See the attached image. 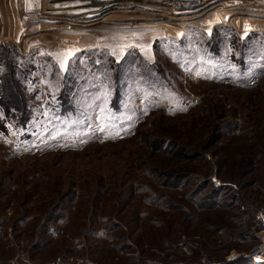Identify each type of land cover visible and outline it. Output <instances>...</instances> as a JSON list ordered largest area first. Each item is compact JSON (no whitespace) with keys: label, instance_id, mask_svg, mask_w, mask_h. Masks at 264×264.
Wrapping results in <instances>:
<instances>
[{"label":"rangeland","instance_id":"374dc122","mask_svg":"<svg viewBox=\"0 0 264 264\" xmlns=\"http://www.w3.org/2000/svg\"><path fill=\"white\" fill-rule=\"evenodd\" d=\"M208 1L0 0V264H264V0Z\"/></svg>","mask_w":264,"mask_h":264},{"label":"trees","instance_id":"16d2710c","mask_svg":"<svg viewBox=\"0 0 264 264\" xmlns=\"http://www.w3.org/2000/svg\"><path fill=\"white\" fill-rule=\"evenodd\" d=\"M10 56L12 57V52L7 49H3L0 54V60L6 68L5 73L0 76L2 80V84L0 85V101L3 111L9 118H22V120L26 121L29 118V110L23 98V72H18L19 69L13 64ZM239 261L238 259L234 263L239 264ZM242 261V263L247 264L248 260L242 259Z\"/></svg>","mask_w":264,"mask_h":264},{"label":"bare ground","instance_id":"6f19581e","mask_svg":"<svg viewBox=\"0 0 264 264\" xmlns=\"http://www.w3.org/2000/svg\"><path fill=\"white\" fill-rule=\"evenodd\" d=\"M218 0H209L208 2H207V5H206V7H209V6H211V5H214L216 2H217ZM227 1V0H226ZM229 5V4H228ZM236 5V4H235ZM240 5H241V3H240ZM227 6V5H226ZM256 9H258V10H260V11H264V9H263V7H259V8H256ZM160 10V9H159ZM199 10V9H198ZM214 12H218L217 14H218V20H222V21H225V22H227L226 24L227 25H240V21H238V20H234V19H229L228 18V16H229V14H231V13H233V12H228V11H226V9L225 8H222V9H216V11H214ZM240 13V12H239ZM186 18H188V19H186ZM182 20H184L185 22H183V23H177L178 25H194V24H199L200 23V21L199 20H197V21H191V20H189V17H182L181 18ZM78 50V49H77ZM77 50H75V51H77ZM256 261H259V262H264V256H262V255H259V256H257L256 257V259H255Z\"/></svg>","mask_w":264,"mask_h":264},{"label":"built area","instance_id":"2783aa9c","mask_svg":"<svg viewBox=\"0 0 264 264\" xmlns=\"http://www.w3.org/2000/svg\"><path fill=\"white\" fill-rule=\"evenodd\" d=\"M264 256V243L257 244L251 249L249 257L256 259L257 256Z\"/></svg>","mask_w":264,"mask_h":264},{"label":"snow or ice","instance_id":"6c2138e0","mask_svg":"<svg viewBox=\"0 0 264 264\" xmlns=\"http://www.w3.org/2000/svg\"><path fill=\"white\" fill-rule=\"evenodd\" d=\"M113 55H115V53H113ZM61 68H64V65H61Z\"/></svg>","mask_w":264,"mask_h":264}]
</instances>
